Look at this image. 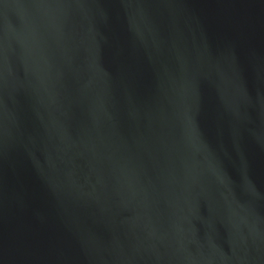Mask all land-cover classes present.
Segmentation results:
<instances>
[{
  "label": "water",
  "instance_id": "obj_1",
  "mask_svg": "<svg viewBox=\"0 0 264 264\" xmlns=\"http://www.w3.org/2000/svg\"><path fill=\"white\" fill-rule=\"evenodd\" d=\"M0 264H264V0H0Z\"/></svg>",
  "mask_w": 264,
  "mask_h": 264
}]
</instances>
